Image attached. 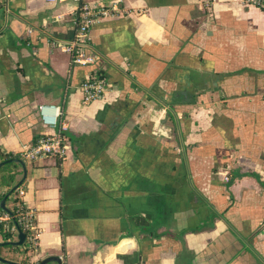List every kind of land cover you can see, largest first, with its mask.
Returning <instances> with one entry per match:
<instances>
[{
  "label": "crops",
  "instance_id": "crops-1",
  "mask_svg": "<svg viewBox=\"0 0 264 264\" xmlns=\"http://www.w3.org/2000/svg\"><path fill=\"white\" fill-rule=\"evenodd\" d=\"M76 11L73 0H0V149L20 154L59 131L68 147L20 159L38 244L0 256L264 264V9L122 0L90 28L99 58L88 65L52 45L74 38ZM91 77L105 94L86 103ZM41 105L62 110L54 127Z\"/></svg>",
  "mask_w": 264,
  "mask_h": 264
},
{
  "label": "built area",
  "instance_id": "built-area-1",
  "mask_svg": "<svg viewBox=\"0 0 264 264\" xmlns=\"http://www.w3.org/2000/svg\"><path fill=\"white\" fill-rule=\"evenodd\" d=\"M77 4V11L74 17V25L76 34L73 39L66 41L53 40L54 47L59 46L68 52L71 56L73 64L88 65L95 63L98 56L86 49L88 46V33L90 28L97 23L101 18L107 15H113L120 9L122 0H73ZM215 0H205L207 5H210ZM244 5H255L264 9V0H241ZM80 88L83 93V100L88 103L96 99L104 97L105 85L103 80L97 77L85 79ZM60 107L54 111L52 106L41 105L39 107V115L42 123L48 127H54L56 124V116L61 113ZM67 144L65 135L59 132H46L36 138L34 142L24 146L20 155L23 159L35 161L43 160L49 156L64 158L67 155ZM228 179V177H225ZM17 206L20 213V221L23 226L28 229V239L31 242L32 248L35 250L38 244L40 227L36 221L35 209L28 205L24 200L25 188L20 184L17 188ZM0 215V222L8 220L10 213L3 209ZM12 230L17 234L18 228L12 227ZM26 239V236H25ZM25 241V240H24ZM63 257L61 256L60 259Z\"/></svg>",
  "mask_w": 264,
  "mask_h": 264
},
{
  "label": "trees",
  "instance_id": "trees-1",
  "mask_svg": "<svg viewBox=\"0 0 264 264\" xmlns=\"http://www.w3.org/2000/svg\"><path fill=\"white\" fill-rule=\"evenodd\" d=\"M20 159L23 157L18 153L7 152L0 149V162L5 163L0 167V202L10 192V190L17 184L18 176L21 174ZM17 189L10 193L7 197L8 208L10 209V218L0 222V250L3 247L11 248L15 251L21 252L27 257L34 250L31 246V242L28 239L29 231L26 229L20 221V213L17 206ZM3 208L0 205V215L3 213ZM16 227L25 233L26 239L22 245H15L12 242L16 240L17 233L12 230V227ZM23 264H36L26 260H22ZM0 264H16V263H3ZM49 264V263H48Z\"/></svg>",
  "mask_w": 264,
  "mask_h": 264
},
{
  "label": "water",
  "instance_id": "water-1",
  "mask_svg": "<svg viewBox=\"0 0 264 264\" xmlns=\"http://www.w3.org/2000/svg\"><path fill=\"white\" fill-rule=\"evenodd\" d=\"M56 0H42V3H45V2H47V3H51V4H53L54 2H55ZM20 161V163L22 164V166L24 167V178H25V176H26V170H25V163H24V161L23 160H19ZM5 163V161H1L0 162V167L3 165ZM24 178H22L11 190H10V192L1 200V202H0V205H1V207L5 210V211H7V212H9V213H11V211H10V209L6 206V199H7V197H8V195L10 194V193H12L21 183H23V181H24ZM24 240H25V233L23 232V231H21V230H19V234H18V240H16V241H13L12 243L13 244H15V245H22L23 243H24ZM2 243H0V245H1ZM0 261L1 262H3V263H10L11 261L10 260H8V259H5V258H3L2 256H0ZM56 262L57 264H63V261L58 257V256H48V257H45V258H43V259H41L40 261H38L36 264H48V263H50V262ZM16 264H19V263H16Z\"/></svg>",
  "mask_w": 264,
  "mask_h": 264
},
{
  "label": "rangeland",
  "instance_id": "rangeland-1",
  "mask_svg": "<svg viewBox=\"0 0 264 264\" xmlns=\"http://www.w3.org/2000/svg\"><path fill=\"white\" fill-rule=\"evenodd\" d=\"M222 173V172H221Z\"/></svg>",
  "mask_w": 264,
  "mask_h": 264
}]
</instances>
